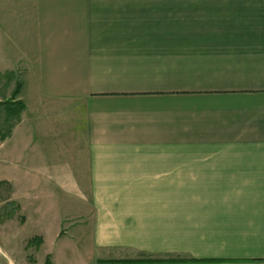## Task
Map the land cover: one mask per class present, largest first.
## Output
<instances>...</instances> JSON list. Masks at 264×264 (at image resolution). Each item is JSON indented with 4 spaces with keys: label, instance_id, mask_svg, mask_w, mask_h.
Instances as JSON below:
<instances>
[{
    "label": "crops",
    "instance_id": "0c3cea01",
    "mask_svg": "<svg viewBox=\"0 0 264 264\" xmlns=\"http://www.w3.org/2000/svg\"><path fill=\"white\" fill-rule=\"evenodd\" d=\"M10 71L21 210L103 264H264V0H0Z\"/></svg>",
    "mask_w": 264,
    "mask_h": 264
},
{
    "label": "rangeland",
    "instance_id": "374dc122",
    "mask_svg": "<svg viewBox=\"0 0 264 264\" xmlns=\"http://www.w3.org/2000/svg\"><path fill=\"white\" fill-rule=\"evenodd\" d=\"M16 76L20 79L18 71ZM2 78L0 100L10 98L15 88V81L3 86L6 79ZM2 116L1 112L0 128L5 132L8 127L3 126ZM23 200L24 211L12 197V184L0 183V264H46L47 258L49 264H103L96 259L89 228L65 224L61 230L55 216L43 213V208L42 215H38V209L31 211L27 200ZM8 213L13 214L11 218H6ZM24 213L29 217L25 222ZM36 236L43 239L39 246L31 241Z\"/></svg>",
    "mask_w": 264,
    "mask_h": 264
},
{
    "label": "trees",
    "instance_id": "16d2710c",
    "mask_svg": "<svg viewBox=\"0 0 264 264\" xmlns=\"http://www.w3.org/2000/svg\"><path fill=\"white\" fill-rule=\"evenodd\" d=\"M4 77L6 81L2 83L3 86L8 85L10 82L15 81V88L12 91L11 97L0 100V113L2 112V122L3 126L7 125V130L4 132L0 128V139L3 140L9 136L12 132L13 127L20 122L21 114L25 109V103L19 98V94L22 90L23 84L19 79H16L15 73L13 71L1 74L0 78ZM3 79V78H2ZM5 183V182H0ZM13 204V203H12ZM15 205V204H14ZM13 214L8 213L6 218H11ZM42 238L39 236L34 237L31 241H34L39 245L42 243ZM30 241V242H31ZM28 243V245L30 244ZM138 262H174V261H184L183 259H141ZM50 260L47 258L46 264H49Z\"/></svg>",
    "mask_w": 264,
    "mask_h": 264
}]
</instances>
